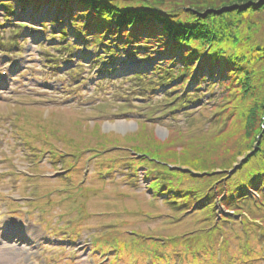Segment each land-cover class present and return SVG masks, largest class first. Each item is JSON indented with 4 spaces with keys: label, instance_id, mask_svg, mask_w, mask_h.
<instances>
[{
    "label": "rangeland",
    "instance_id": "1",
    "mask_svg": "<svg viewBox=\"0 0 264 264\" xmlns=\"http://www.w3.org/2000/svg\"><path fill=\"white\" fill-rule=\"evenodd\" d=\"M37 2L39 9L33 17H39L45 9L51 7V5L46 4L49 3L48 1L38 0ZM16 8H18L17 4H15ZM51 14L53 15V12ZM51 14L46 15L51 16ZM253 15L251 22L256 23L257 34L260 35L264 31V26L259 22L264 21V14ZM22 16H25V14H22ZM1 19L0 10V23H3ZM38 21L37 18L34 20L35 27L46 25ZM248 21L243 22L249 25ZM18 22L27 24L28 19L24 18ZM243 22L240 26H244ZM48 24V26H51V23ZM8 28L13 27L8 25L1 31ZM53 28L56 29L57 26L53 25ZM129 33L130 31L125 35ZM41 36L42 33L37 37L41 38ZM23 40L27 42L24 43L25 46H22V61L19 63L17 70L5 64V60H0V73H8L7 77L0 75V82L4 84L5 81L7 83L6 87H0V92L4 90L3 96L0 98V172L10 173L12 179L21 182V185L17 181L9 186L5 195H13L12 192L15 191L17 195L13 196L19 199V202H22L24 197H29L33 201L31 196V193H33L34 197L40 200L34 202L38 206L45 200L48 205L38 207V211L41 209V217H44L42 210L48 212L47 206L54 205L46 216V223L43 222L44 219H41V217L36 219L37 223L41 220V225L45 226L41 228L43 232L49 233L54 224L61 225V222H70L72 230L76 228L81 230V235L75 240V243L85 242L93 233L96 246L103 248L106 252L112 251L111 264H133V262L143 264L145 258H150L151 264H168V261L166 259L161 260L159 255L148 253L142 255L136 252L141 246L145 249L146 245L141 240H130L128 231L137 229L151 234L149 229H152V233L156 231L155 233L162 237L173 236L181 234L189 228L200 229L202 225L199 224H203L202 219H205V217H212V225L215 221L213 217H228V215H223L225 213L220 209L221 200H218L216 206L213 202L212 193L217 190L216 186L223 183L222 185L229 189L236 188L237 185L241 184V179L248 176L252 171L249 166L262 159L264 72H259L258 66H256V69L261 79L257 86L249 88V94L246 96L247 100L240 101V106L247 105V108L253 110V121L246 123L244 114H242L236 120L234 126L223 137L217 139L211 129L201 135V131L205 132L211 125L205 124L202 119L199 124L191 129H184L181 132L167 131L166 126L186 127L185 115L181 111L175 113L174 116L167 114L168 110L165 108L159 114H153V119L150 120V123L145 122L146 124L135 122L140 119L137 116L130 114L119 116L123 112L132 111L131 109L134 108V105L127 107L129 109L120 108L121 104L127 102L117 98L116 95L125 88L117 90L114 89L115 86L104 87L102 93L110 91L115 95L114 98L109 96V100L108 97L102 96L93 90L92 80H87L86 86L82 82L79 84L78 82L70 83L72 85L67 90L62 89L60 85L50 84L51 81L60 79V75L64 70L61 72L56 70L57 73H55L56 68L48 69L52 60L47 54L46 57L49 61L45 60L43 62L45 65L38 63L37 59L39 58L36 54L38 49L35 50V45L38 43L27 38H22L21 43ZM262 41H264V36L261 34L257 42ZM248 45L247 42H243V48ZM49 50L47 49L48 52ZM19 54L21 55V53ZM16 63L17 58H12L11 65ZM6 65L7 67H5ZM28 66H32V70L23 77L22 73ZM43 66L46 68H43ZM10 69L13 70L10 71ZM123 71L120 70L124 76H113L115 80H120L126 76L127 73L124 74ZM107 77L103 76V78ZM31 79L32 81H30ZM256 79H258L257 76L252 81ZM93 80L98 81L97 78ZM43 83H49V85ZM77 84L78 88H75ZM173 86H169L167 89H173ZM175 95L176 93L170 98L175 97ZM63 99H67L65 100L67 102H62ZM110 101L111 103H108ZM195 108L191 107L190 109ZM136 109L138 110V108ZM157 117L160 118L157 119ZM140 120L148 121L146 118ZM244 132H248L249 137L253 134V138L250 139L248 147L244 151H240L246 143L241 141ZM120 148L133 152L131 155L135 158L134 160L138 159L134 155L135 151L151 152L152 158L159 162L157 170L169 176L171 183H174V181H196L187 186L190 187V191L197 194V199L206 196L202 203H206L208 207L205 208L206 210L203 213L199 211L196 220H200V223L195 224L192 220H186L178 227H169L170 223L168 224L166 221H171V218L165 213L167 208L160 203L161 198L156 199L153 203L150 202V193L146 190L149 182H146L143 178L146 169L137 168L138 161H127L133 169H137V185L132 187V185L123 181L127 171V162L120 161V159L126 158L125 153L117 150ZM91 149L99 150L103 155L97 157L90 153ZM49 154L51 161H56L64 168L63 172L65 174L61 169L57 171V176L64 175L61 180H57L59 178L54 181L52 180L54 178H50L51 181L47 179V177L52 176L50 173L57 169V167L56 169H50L52 165L46 158V155ZM30 156H33L31 163L37 164V169H34L33 172V168H31L29 174H27L28 169L31 166L33 167L27 159ZM191 156L207 161L208 165L214 169L201 171L194 167L190 168L188 163H184L183 160L187 161ZM86 160H88L89 168L83 170L86 167L84 166ZM76 161H78L77 164ZM82 171L85 172L82 173ZM18 173L23 175L19 176ZM33 173L34 177H32ZM185 175L190 177L185 178ZM218 175L220 179L215 182ZM5 176V179H10L7 174ZM3 182H6V180H3ZM60 185L61 189L55 195H47V192L55 191ZM207 189L206 194L204 190ZM133 190L136 192L134 195L137 196L135 200L131 199L132 196H127L124 202H121V205L125 204L127 206L128 214L121 212L120 199L116 196L117 193H131L130 191ZM170 202H173V200H170ZM146 205L154 208H146ZM200 205L199 202L197 206ZM212 205L215 208L211 207ZM29 206H32V204H29ZM143 208L148 212L160 210L164 212L155 214L156 219L143 218L135 214ZM27 210L28 207L23 205L19 212ZM63 215L65 222L61 218ZM119 216L121 217L118 218ZM27 219L28 221L32 220L30 217ZM80 219L84 220L79 224ZM240 221L239 216L223 219L216 233L217 244L214 243V239H211L213 235L198 238L196 241L191 240V246L180 247V250L174 254V258L183 260L184 255L187 254L190 260L189 264H264V249L261 248L260 242L255 238L254 229L248 225H245L243 229ZM29 227L31 226L29 225ZM67 228H70L69 225ZM34 230L37 232L38 240H28L27 243L24 237L18 238V236L13 239L15 242H6L5 237L2 240L4 234H1L0 264H30V261H34V264H55L43 256L50 258L49 255L54 253L58 257L70 250V245H66L67 251H61V249H55L56 245L54 244H52V248L47 247L44 250V245H41V242L47 235L42 233L40 228ZM58 230L59 228L56 226L55 231ZM49 235L51 238L47 237V239L52 242L56 236H52L51 233ZM139 238H141V235ZM22 240L27 245L23 246ZM129 245L130 248L127 249ZM200 252H202L201 255L195 256L196 253ZM39 254H43L42 257ZM34 258L38 261H35ZM76 258L74 262L64 258L60 264H88L84 253L79 251Z\"/></svg>",
    "mask_w": 264,
    "mask_h": 264
},
{
    "label": "trees",
    "instance_id": "2",
    "mask_svg": "<svg viewBox=\"0 0 264 264\" xmlns=\"http://www.w3.org/2000/svg\"><path fill=\"white\" fill-rule=\"evenodd\" d=\"M56 2L62 4L68 11L71 10L72 3H76L78 8H84L82 15H85L84 19L89 20L88 26L100 30L99 33L102 36L97 37L96 40L102 45H110L107 34L113 35L121 30L125 33L130 31L124 37L125 39H122L125 40V44L118 43L125 45V48L145 40V46L134 50L136 55H139L141 51L154 49L155 44L157 53L166 54L171 59L177 57L182 62L189 63L198 58L200 52L204 51L203 49H206L201 62L203 67H200L198 72L201 73L200 78L206 77L209 83L216 82V85H210V93H213L216 86H224V80L231 79L232 81L233 79V83L228 84L232 88H229V92L225 95V103L219 108V111L228 117L227 126L214 129L213 135L217 139L223 137L242 114H244L246 123L253 121V110L247 108V105L240 106V101L247 100L249 88L257 86L261 79L256 66L259 72H264V41L257 42L261 34L264 36V31L260 35L257 34L256 23L251 22L253 14H264V0H56ZM245 20H249L250 24L246 25L243 22ZM241 22L244 26H240ZM259 23L264 26V21ZM243 42L249 45L243 48ZM186 68L190 72L193 64H186ZM160 69L161 67L157 69L158 73ZM172 73L173 71L169 72V74ZM256 76L258 79L252 81ZM169 77L167 74L165 80L169 81ZM201 87L202 84H198L193 92L198 93ZM191 88L194 87H189ZM186 98L188 100L184 101ZM181 100H183V105L193 102L191 96H186ZM247 133L244 132L241 138V141L246 143L240 151H244L250 139L253 138V134L249 137ZM148 153L151 154V152ZM183 162L188 163L190 168L194 167L201 171L214 169L208 165L207 161L193 156ZM249 168L252 171L241 179V184L236 188L229 189L224 187L223 183L216 186L215 192L218 195L224 192L223 189L225 190L226 195L222 199V204L227 210L242 209L245 212L244 206L246 199L250 196L249 193H257L261 191V187H264V139L262 159L252 163ZM155 170L156 173L152 169L149 171V175L155 180H152L154 184L151 189H158L160 181L167 187L172 186L168 187L170 191H173L169 199L178 204L180 208L187 207L191 201L196 203L201 199V197L197 199V194L190 191V187L187 186L196 181L181 182L179 180L181 184L175 181L171 183L167 175ZM188 177L190 176L185 175V178ZM218 179H220L219 175L215 182ZM204 191L207 193L208 189ZM212 194L214 200V195L217 194ZM203 207L204 204L201 203L197 209Z\"/></svg>",
    "mask_w": 264,
    "mask_h": 264
}]
</instances>
